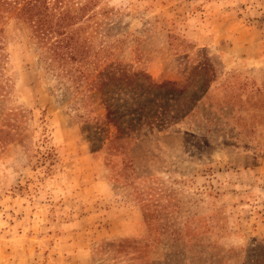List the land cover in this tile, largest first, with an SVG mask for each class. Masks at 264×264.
Masks as SVG:
<instances>
[{
	"label": "rangeland",
	"instance_id": "1",
	"mask_svg": "<svg viewBox=\"0 0 264 264\" xmlns=\"http://www.w3.org/2000/svg\"><path fill=\"white\" fill-rule=\"evenodd\" d=\"M8 1L0 264H264V0H63L83 64ZM111 62L188 88L190 114L116 137L92 84Z\"/></svg>",
	"mask_w": 264,
	"mask_h": 264
},
{
	"label": "trees",
	"instance_id": "2",
	"mask_svg": "<svg viewBox=\"0 0 264 264\" xmlns=\"http://www.w3.org/2000/svg\"><path fill=\"white\" fill-rule=\"evenodd\" d=\"M62 3L63 0H24L16 14L32 26V37L37 39L38 47L55 37L47 47L54 61L83 64L88 61L90 49L78 33L77 19L82 14H74L68 7L58 10ZM10 9L8 0H0V39L5 29L1 23ZM96 77L92 84L101 94L107 109L106 118L115 127L116 137L134 138L163 132L167 128V111L177 109L175 117L191 112V109L176 108L184 93L187 98L188 88H179L171 81L159 83L145 73L129 72L122 64L113 62L101 68ZM205 92L197 96V103Z\"/></svg>",
	"mask_w": 264,
	"mask_h": 264
}]
</instances>
